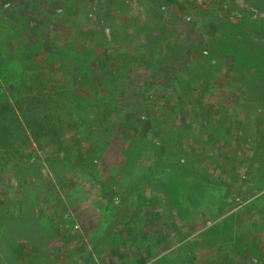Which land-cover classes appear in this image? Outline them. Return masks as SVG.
<instances>
[{"label":"rangeland","instance_id":"rangeland-1","mask_svg":"<svg viewBox=\"0 0 264 264\" xmlns=\"http://www.w3.org/2000/svg\"><path fill=\"white\" fill-rule=\"evenodd\" d=\"M178 1L0 0L7 71L79 96L0 162V264H264V0Z\"/></svg>","mask_w":264,"mask_h":264},{"label":"trees","instance_id":"trees-1","mask_svg":"<svg viewBox=\"0 0 264 264\" xmlns=\"http://www.w3.org/2000/svg\"><path fill=\"white\" fill-rule=\"evenodd\" d=\"M164 1L180 10H187L178 0ZM0 27L7 32L0 38V80L11 84L10 92L0 85V162L13 156L16 145H26L31 140L46 141L64 152L66 133L75 124L79 96L71 95L65 104L62 103L60 92L45 99L36 94L37 75L28 78L24 72H8L4 66V57L1 56V46L11 40L17 31L1 19ZM64 115L69 120L66 124ZM252 124L255 135L264 141V112H258Z\"/></svg>","mask_w":264,"mask_h":264},{"label":"built area","instance_id":"built-area-1","mask_svg":"<svg viewBox=\"0 0 264 264\" xmlns=\"http://www.w3.org/2000/svg\"><path fill=\"white\" fill-rule=\"evenodd\" d=\"M261 18H263V19H264V14H262V15H261Z\"/></svg>","mask_w":264,"mask_h":264}]
</instances>
